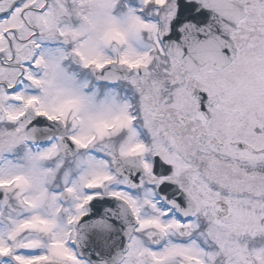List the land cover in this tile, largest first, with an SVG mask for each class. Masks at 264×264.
<instances>
[{
	"label": "snow or ice",
	"instance_id": "obj_1",
	"mask_svg": "<svg viewBox=\"0 0 264 264\" xmlns=\"http://www.w3.org/2000/svg\"><path fill=\"white\" fill-rule=\"evenodd\" d=\"M0 264H264V0H0Z\"/></svg>",
	"mask_w": 264,
	"mask_h": 264
}]
</instances>
